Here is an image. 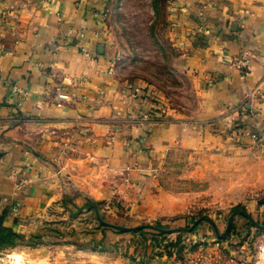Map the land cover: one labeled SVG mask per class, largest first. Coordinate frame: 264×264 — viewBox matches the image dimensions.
Returning a JSON list of instances; mask_svg holds the SVG:
<instances>
[{"label": "crops", "instance_id": "obj_1", "mask_svg": "<svg viewBox=\"0 0 264 264\" xmlns=\"http://www.w3.org/2000/svg\"><path fill=\"white\" fill-rule=\"evenodd\" d=\"M150 3L155 16L160 4ZM110 5L111 0H0V225L24 238L57 212L56 203L65 197L63 175L86 200L118 196L129 199L131 213L139 211L138 200L153 210L154 180L144 178L155 174L153 163L146 172L131 169L127 186L119 184L136 160L130 161L122 150L124 139L141 138L143 130L149 133L155 156L174 147L182 152L205 147L235 151L234 144L219 140L213 129H246L261 136L263 146L254 150L264 154V0L166 4L164 37L177 48L176 69L187 82L193 109L167 108L161 120L151 115L145 127L125 120L134 106L130 111L127 100L143 101L135 94L127 98L128 86L145 85H127L116 75L107 44ZM247 55V69L241 72L234 62ZM59 94H66L69 102ZM235 157L229 166L246 156ZM253 163L262 182L264 157ZM252 183L250 191L264 190V182ZM15 204L17 214L10 210ZM257 236L264 238V231ZM258 248L264 249V241ZM207 252L209 258L202 256L201 264H264V254L250 255L247 248L243 259L214 247ZM10 255L19 256L23 264H138L115 249L94 253L67 240L34 248L16 244L0 251V264ZM181 262L180 255H172L153 264Z\"/></svg>", "mask_w": 264, "mask_h": 264}, {"label": "rangeland", "instance_id": "obj_2", "mask_svg": "<svg viewBox=\"0 0 264 264\" xmlns=\"http://www.w3.org/2000/svg\"><path fill=\"white\" fill-rule=\"evenodd\" d=\"M150 1L111 0L107 13V44L112 50L117 77L127 85L137 81L139 85H145L146 89L148 84L151 98L146 95L145 89L136 86H128L126 95L127 98L133 94L139 95L143 100L135 102L128 99L125 103L130 111V106L134 104L132 112H128V117L125 118L127 124L142 127H145L147 121L153 120L151 115L154 120H161L167 108L193 109V98L187 82L178 75L176 69L177 48L164 37L163 12L166 4L173 0H152L154 4H160L155 16L151 14ZM145 100L149 102V108ZM111 124L116 123L111 121ZM213 130L219 140H229V144L232 142L235 151L234 147L217 151L205 147L182 152L178 147H174L157 152L160 156H155L154 149L147 140L149 133L146 131L141 132V138L124 139L122 150L130 156V161L134 158L136 160L125 169V175H121L124 177L119 184L121 187L127 186L126 176L131 169L137 168L146 172L147 164L153 163L155 174L144 177L154 180L150 187L153 210L147 209L151 207L149 203L138 200L139 211L131 213L129 199L118 196L101 201L86 200L79 197L76 188L70 187L63 175L65 197L56 203L57 212L47 221L37 224V231L24 238L23 244L30 248L37 247L40 245L37 244L39 237L42 239L40 242H51L43 241L41 245L67 240L75 246L89 247L94 253L115 249L121 256H132L134 261L137 259L138 264H151V261L153 264V261L163 257L179 256L181 253L178 254L176 249H165L168 242L174 243L178 239L183 247L188 244L189 249L200 244L197 248H201L202 252L197 249L195 254L207 258V250L213 247L223 255L235 256L237 259H243L248 253L252 255L254 251L259 254L258 246L264 238L258 239L257 235L264 229L252 227L241 216L234 218L227 239L219 240L212 227L205 221L200 222L190 232L176 234L158 235L150 229L139 230L143 232L137 230L135 233L116 231L102 226L90 206V203L97 206L99 217L105 223L123 227L149 225L159 229H188L197 219L205 217L211 220L218 233L222 234L228 216L236 210L264 225V190L250 191L253 189L252 180L257 183L264 182H260L256 177L258 166L252 165L253 160L264 157V154L254 150L263 146L261 136L246 132V129ZM235 155L246 157L238 165L229 166ZM107 169L113 171L114 176L118 175L114 172L117 168L112 169L109 165ZM259 170L260 174H264V165H261ZM169 209L173 212L170 213ZM250 231L253 236L248 234ZM107 233L112 235L111 238ZM204 236L208 241L203 243ZM106 238L105 243L103 240ZM114 239L115 242L112 243ZM145 239L146 242L143 241ZM130 249H133L132 254H128ZM191 256L198 259V256ZM201 259L205 258H199L196 264H201ZM181 264L193 262L183 258Z\"/></svg>", "mask_w": 264, "mask_h": 264}, {"label": "water", "instance_id": "obj_3", "mask_svg": "<svg viewBox=\"0 0 264 264\" xmlns=\"http://www.w3.org/2000/svg\"><path fill=\"white\" fill-rule=\"evenodd\" d=\"M98 49L100 50V47H98ZM3 156V153L0 152V158ZM91 208L93 209L94 215L96 220L104 227L110 228V229H114L116 231H120V232H133L136 230H140V229H150L152 231H154L156 234L158 235H165V234H176V233H183V232H190L194 227H196L200 222L205 221L207 223H209V225L212 227L215 236L219 239V240H224L227 239L228 233L230 231V228L233 224V220L236 216H241L244 217L248 223L259 230H263L264 229V225H260L258 223H256L251 217H249L247 214L243 213V212H233L231 213L226 221V227L223 231L222 234H219L218 231L216 230L213 222L211 220H209L208 218L205 217H200L199 219H197L194 224L189 227L188 229H181V228H176V229H159L156 227H152L149 225H141V226H136V227H123V226H117V225H112V224H108L105 223L104 221L101 220V218L99 217L98 214V210H97V206L93 203H90ZM41 264V263H39Z\"/></svg>", "mask_w": 264, "mask_h": 264}, {"label": "built area", "instance_id": "obj_4", "mask_svg": "<svg viewBox=\"0 0 264 264\" xmlns=\"http://www.w3.org/2000/svg\"><path fill=\"white\" fill-rule=\"evenodd\" d=\"M66 36H69V32L67 33ZM248 61H249L248 55L247 56H242L241 58H238V59L235 60L234 66L239 71L244 72L247 69ZM14 92H17L16 91V88H14ZM58 98L60 100H68V96L66 94H59L58 95ZM21 184L22 183L19 182L16 185V187L18 188ZM18 208H19V206L17 204L13 205L11 207V212L14 213V214H17ZM199 238L200 237L198 236V241L200 240ZM196 251L195 252H192V250L189 249V245L188 244H184V248H183V250H182V252L180 254L181 255V258L182 259L184 258L185 261L186 260H190L191 262H193V264H196V262L198 261V259L202 257L201 255H199L198 256V259L193 258L191 256V254L192 255L195 254ZM198 252H202V249L201 248H198ZM259 252L261 254H264V249L261 248ZM4 260H6V262L5 263L3 262V264H23V262L21 261V259L19 258V256H16V255L6 256L4 258Z\"/></svg>", "mask_w": 264, "mask_h": 264}, {"label": "trees", "instance_id": "obj_5", "mask_svg": "<svg viewBox=\"0 0 264 264\" xmlns=\"http://www.w3.org/2000/svg\"><path fill=\"white\" fill-rule=\"evenodd\" d=\"M87 204V203H85ZM84 204V205H85ZM88 206L87 207H90L89 204H87ZM234 212H242V211H234ZM244 213V212H243ZM2 219L0 218V221ZM1 224V222H0ZM141 230V229H140ZM139 231V230H138ZM137 230L136 231H133L132 233H135V232H138ZM139 232H143V231H139ZM33 238V237H32ZM23 239L24 237L22 236H19L15 233H13L11 230L9 229H6L4 227H2L0 225V251L1 250H5V249H8V248H12L14 247L16 244H23ZM40 240H42L40 237L37 241V244H41L43 241L40 242ZM144 242H146V239L143 240ZM45 242V241H44ZM45 243H51V242H48L46 241ZM182 242L178 239L176 242H168L166 245H165V249H167V251H169L168 249H176L175 251L180 254L183 250V244H181Z\"/></svg>", "mask_w": 264, "mask_h": 264}]
</instances>
